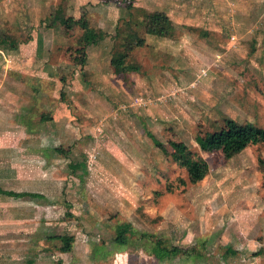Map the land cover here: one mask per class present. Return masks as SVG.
I'll list each match as a JSON object with an SVG mask.
<instances>
[{
    "label": "rangeland",
    "instance_id": "1",
    "mask_svg": "<svg viewBox=\"0 0 264 264\" xmlns=\"http://www.w3.org/2000/svg\"><path fill=\"white\" fill-rule=\"evenodd\" d=\"M12 1L2 12L6 19L0 14V53H7L5 48L12 43L17 46L41 36L47 40L49 60L63 69L56 74L61 79L58 91L45 74L40 80H27L30 87H40L39 93L16 117L28 120L35 135H21L13 147L0 152V158L18 167L21 177L12 186L44 196L38 201L0 196V264H157L146 251L145 239L151 241L147 243L151 250L159 241L160 247L172 251L174 255L159 260L170 264L176 254L185 258L187 246L180 240L192 227L189 220L195 211L211 210L212 197L227 202L226 217L218 220L221 227L215 233L224 235L222 243L233 248H221L220 254L209 247L215 245L200 244L198 251L234 261L250 255L254 249L250 229H243L237 242L242 248L247 241L250 250L234 247L236 230L229 222L237 219L235 210L242 204L233 207L241 189L230 185L247 178L256 187L255 197L264 195V142L228 160L221 150L201 151L195 138L222 128L226 117L264 127V53H253L259 31L264 32V0L253 25L250 8L241 14L234 0H201L206 1L201 4L157 0L148 10L131 8L130 15L118 19L122 36H115L111 16L126 7V0H103L112 13L99 23L97 14L104 15L103 10L91 11L95 22L89 25L103 30L106 37L87 49L85 66L78 63L85 48L76 51L84 32L77 26L66 30L51 23L64 0L46 11L36 5L31 12ZM176 1L184 3L180 8L184 24L172 26L178 42L170 44L167 37L147 34L148 15ZM63 6L61 16L73 14ZM130 28L145 38V44L135 47L125 61L126 69L116 73L110 58ZM43 47L37 46L36 52L43 53ZM202 70L207 75L200 76ZM147 132L163 147H156ZM169 141L184 142L191 159L200 156L207 162L200 181L190 179ZM49 145L61 150L46 161L36 151ZM223 164L229 165L227 170H216ZM72 165L77 166L75 172ZM233 188L229 200L222 196ZM123 228L131 231L128 245L112 246L111 240ZM99 245L111 250L104 260L94 259ZM260 260L264 264V256Z\"/></svg>",
    "mask_w": 264,
    "mask_h": 264
},
{
    "label": "crops",
    "instance_id": "2",
    "mask_svg": "<svg viewBox=\"0 0 264 264\" xmlns=\"http://www.w3.org/2000/svg\"><path fill=\"white\" fill-rule=\"evenodd\" d=\"M12 2L14 1L0 0L1 18L6 19L4 15L2 16V12L6 10V8H8L11 4H13ZM55 2L56 3L58 2L59 5L61 4V0H17L15 1V3H18V4L20 3L23 6H25L28 12H31L29 10H35L36 5L43 7L44 11L49 10V7H51V5ZM152 2H157V0H133L132 10H137L139 8H144L148 10L147 8L149 7L150 4L152 5ZM202 2L204 3L206 1L200 0L199 4H201ZM63 3H65V6L61 4V7L58 6L57 7L58 9L56 8L57 9L56 13L55 15H53L52 22L51 21L50 22L53 23L54 21V24L58 22V24L63 26L64 29L66 30H70V29L66 25H63L58 20H56L58 15L61 16V12H62L61 9L63 10L62 6L65 7L67 9L66 11L68 12L73 11L72 12L73 14L69 13L70 15H68L72 17L73 21H78L82 17V15H85V19H87L88 23L91 21L93 23L95 21L91 17L92 15L91 11H93L94 13H97V12L99 13V10L101 11L103 10L104 15H102V13L97 14L98 19L96 20L97 22L100 23L101 21L102 23V21L105 22V20H108L107 17L105 19V16L108 15V12H110L109 14L112 13L111 9H109L110 4L105 3L103 0H64ZM170 3L171 5L169 7L168 6L162 7V9L160 10V13L163 12L164 14H166V17H168L171 23L174 26L178 27V25L184 24V22L181 21L183 20L182 19L183 17H182V13L180 12V8H182L184 3L180 4L178 3V1H176L175 3L173 2H170ZM233 5L237 6L236 8H237V11L239 12L243 10L247 11L250 8V12L252 13V16L254 15V19L252 17L251 24L253 25L254 23H256L257 21L256 13L260 11V10H257L258 7L260 6V0H250V2H248L247 0H234ZM115 12H117L118 15L116 16L115 14H112L111 20H114V23L112 25L116 27L118 19L120 17H126L130 15L131 9L128 10L127 7H125L120 10V13L119 11H114V13ZM240 13L242 14L243 12H240ZM7 14H9V12H7ZM193 15L195 16L196 14L193 13ZM92 23H90V25H92ZM194 24H195V21H194ZM90 25H89V28L91 29V31L97 34L98 37L99 36L101 37L100 41L106 37V33L103 32V30L94 29ZM189 25H193V24L189 23ZM210 25H212V23H210ZM81 30L84 32L83 29ZM263 33H264L263 31L261 33L259 31V34L257 37L256 51H254L253 53H264V36H263L264 34ZM151 35H155V34H151ZM79 37H80L81 46L79 45L80 48L76 49L77 52L78 51L81 52V48L84 46L83 43L85 42V41H82L83 39H81L82 35H80ZM163 37L169 38L170 44L178 42L177 38H174L173 36L171 37L163 36ZM95 40L96 39H94L93 41ZM90 43H92V41ZM42 44L44 45L43 53H37L36 52L37 46L39 48L40 46H42ZM96 44H98V42L87 45L85 48V54L88 53L87 49L90 46L96 45ZM5 49L7 53H0V60H1V65H0L1 66L0 68V152L1 153H4V151L8 147H13L14 143L16 142L18 138L22 136L29 137L30 135H33V134L35 135L34 133L35 130L32 129L28 125V120L21 118V117L20 118L16 117V113L20 109L26 108V106H30V104L28 103L29 101L28 99L30 97H37L36 93L37 92L39 93L38 89L40 87L36 85L30 87L28 85L27 80H30L34 77L35 79L40 80V78H43V75L45 74L47 78L52 80L50 81V84L53 83V88H55V90L58 91L61 88V85H60L61 79L59 76H57L58 75L57 73H59L63 69L59 67L58 62L56 64L55 62H52L49 60V56H48L49 53H47V51L49 50V47L47 45V40L42 38L41 36L38 38L33 36L28 41L18 44L17 46H15L14 44ZM27 49H30V53H23V51H27ZM170 49H172V45H170ZM82 54L83 53H80L78 55L79 57L78 60L80 61L78 63H80L81 66L82 65L85 66L86 62L81 64ZM86 57L87 56H85V58ZM216 57L219 60L220 56L216 55ZM217 66L218 64L215 67ZM205 75H207V73H205L204 75L200 73V76H205ZM55 95H57V92ZM41 96H42L41 93L40 95L38 94L39 98H41ZM60 150L61 148L59 147H51V145H49V147L37 149L36 152L38 153L41 152L40 154L42 158L46 159L47 161L52 153H55V152L59 153ZM241 152H244V149L237 154H240ZM22 153L26 154V151H22ZM5 158L6 157L0 158V160H2L0 162V189L7 190V191H15V192L38 193L31 189H27V188L21 189L19 187L12 186V184L14 183L16 184L19 183V179L21 176H19L18 167L12 164V161L10 162L4 161ZM231 159L232 157L229 158L228 160H231ZM227 165L228 164L224 166H220L216 170H219L222 167L225 168V170H227L229 166ZM249 184H250V180H247V178H245V180H240V181H238V179L234 180L233 185H230V187L232 186L235 187L236 190L241 189V193L239 194L238 198L233 203V207H237L238 205H241V204L242 205L240 207H237L235 210V213L237 214V216L234 214L235 215L234 218L235 219L237 218V219L233 222H229V224L233 225L234 230H236L235 232L236 236L234 237L235 239L234 243H236V245L234 247L238 251L244 250L245 253L247 250H250L248 247L247 241H244V247L242 248L237 247V242H238V239L240 240L241 231L245 228L250 229L248 234L250 233V238L252 239V241L251 240H248V241H251V244H254L253 246L254 249L253 251H251V254L246 257H242L241 260L238 259L234 261L233 259H229L226 257H223V258H221L220 256L217 257L218 253H215V252H210L206 255H202L198 251L199 247L197 246L200 244H201V248L202 247L206 248L205 247L206 244L215 245L216 246L215 248L213 246H209V247H212V249L219 252L220 254L222 252L220 251L221 248L222 250H226V249L229 250L230 248H233L231 244L225 245L224 243H222V239L224 235L219 234L220 232L215 233L216 229L219 230V228L221 227L218 220L221 219V222H222V219L226 217V214H224V210H226L227 208V202L225 203V200L216 201L215 200L216 197H212L214 200L212 199L213 204L211 206V210L207 211L206 209H202L198 213L195 211L194 215L189 220V222H191L192 227L186 233L185 238L183 237L184 239L182 238L180 240L181 243H184L187 246L186 254L185 256H183L185 258L178 257V255L176 254L175 255L176 259L171 261L170 264H261L262 260L260 259L264 256V195L255 197L256 187L252 188V186ZM219 185H222V184L218 183V186ZM233 190L234 188L223 191L224 195L222 196L226 197L229 200V197L231 196ZM220 191L222 190L220 189ZM38 194H41L42 196L39 198H33L30 196L16 198L13 196L5 195L3 193H0V196H1V200L4 198H7V199H12L14 201L24 200V199L31 200V201L32 200L38 201L40 198H44L42 193L39 192ZM244 196L246 197V200L248 201V202H245L246 204H243L245 200ZM255 239L257 241H255ZM190 244H192V246H190ZM177 251H174V252H177ZM172 255H174V253H172ZM209 255L210 256L213 255V256L208 257ZM157 264H168V263H162L157 259Z\"/></svg>",
    "mask_w": 264,
    "mask_h": 264
},
{
    "label": "trees",
    "instance_id": "3",
    "mask_svg": "<svg viewBox=\"0 0 264 264\" xmlns=\"http://www.w3.org/2000/svg\"><path fill=\"white\" fill-rule=\"evenodd\" d=\"M127 9H131L133 6V0H126L125 1ZM61 24L66 25L69 29H72L75 26H78L80 29L84 30L82 34V41H85L84 48L87 45L94 44L100 41L101 37L97 36L94 32L91 31L89 28V23L87 19H85V15L78 21H73L71 16H59L57 19ZM128 25H130L129 21H126ZM173 24L171 21L164 15L158 12H152L148 15L147 22L145 24V32L147 34H155L158 36H173L172 32ZM122 36V32L118 26H116V34L115 36ZM6 38L3 37V41ZM96 39L95 41H93ZM92 41V43H90ZM145 44V38L138 36L135 31L130 28L123 37V41L119 44V49L116 53L111 55L110 64L114 69V72L120 73L121 71L126 69V59L130 56L131 52L135 47H140ZM13 45V43H12ZM85 51H83L81 64L85 62ZM135 66V65H134ZM223 127L220 129H216L210 134H207L203 137L196 136V142L198 147L203 152H213L216 150H221L224 157L229 159L245 149L248 146L256 145L258 143L264 142V127L258 126L253 122L246 121V122H238L232 118H224ZM147 135L152 140L153 144L161 148L163 144L161 141L157 140L151 132H147ZM169 145L174 151V154L180 159V161L186 166L188 170V175L190 179L194 182L200 181L207 170V163L206 161L198 156V158L194 161L190 158V150L188 146L180 141H169ZM77 165V164H76ZM79 166V165H78ZM77 167V166H76ZM73 165L71 166V170L75 172V168ZM86 173L85 165L82 166V173L78 175L79 180L83 181V176ZM0 193H3L8 196H13L16 198L30 196L33 198H39L42 195L38 193H30V192H15V191H7L0 189ZM129 229L123 228V230L118 231L116 236L111 240L112 246H118L124 248L128 245ZM135 233V231H132ZM147 243H150V240H146ZM145 243L144 246L146 247V251L153 256L155 259L161 260L164 256H167L169 253H173L168 251L164 247H160L159 241H156L152 247L148 246ZM152 246V245H151ZM177 249L174 248L173 251ZM111 250H104V246H97L94 251V259L104 260L107 258L108 254Z\"/></svg>",
    "mask_w": 264,
    "mask_h": 264
},
{
    "label": "built area",
    "instance_id": "4",
    "mask_svg": "<svg viewBox=\"0 0 264 264\" xmlns=\"http://www.w3.org/2000/svg\"><path fill=\"white\" fill-rule=\"evenodd\" d=\"M206 73V71L205 70H202V74L204 75Z\"/></svg>",
    "mask_w": 264,
    "mask_h": 264
}]
</instances>
